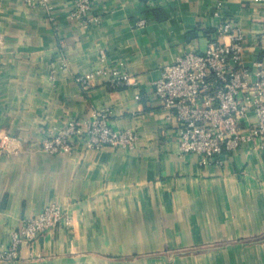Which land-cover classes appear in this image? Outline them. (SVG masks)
<instances>
[{"label":"crops","instance_id":"obj_1","mask_svg":"<svg viewBox=\"0 0 264 264\" xmlns=\"http://www.w3.org/2000/svg\"><path fill=\"white\" fill-rule=\"evenodd\" d=\"M50 2L51 11L0 0V147L9 142L0 152V249L50 203L73 225L8 264H264V150L246 144L223 165L181 154L178 121L154 89L167 65L207 50L219 3L245 34V62L264 59V2L96 0L90 25L71 18L73 0ZM95 69L129 73L132 84L113 88L102 76L85 87L79 77ZM106 109L114 129L138 133L136 148L43 151L70 119Z\"/></svg>","mask_w":264,"mask_h":264},{"label":"built area","instance_id":"obj_2","mask_svg":"<svg viewBox=\"0 0 264 264\" xmlns=\"http://www.w3.org/2000/svg\"><path fill=\"white\" fill-rule=\"evenodd\" d=\"M38 1L50 11L53 9L50 0ZM95 5L96 0H73L70 16L84 25L93 24L99 20ZM223 10V3H219L214 13L219 23L207 50L185 52L164 68L154 85L162 107L178 121L181 154L197 155L201 165H223L226 156L252 142L257 149L264 150V59L245 62V34L224 16ZM144 25L145 19L138 22V26ZM101 57L103 62L107 61L105 52H101ZM102 76L110 79L113 88L130 85L133 80L129 73L103 69L90 71L78 80L88 87ZM251 114L256 122L250 125L247 122ZM110 115L106 109L98 111L92 121L70 119L63 129L43 141V151L58 155L70 153L77 146L89 150L107 146L136 148L138 133L114 129ZM7 144V140L2 141L0 152L6 151ZM72 225L71 213L57 203H50L12 232L10 242L0 249V264L19 261L24 247L57 227L71 229Z\"/></svg>","mask_w":264,"mask_h":264}]
</instances>
